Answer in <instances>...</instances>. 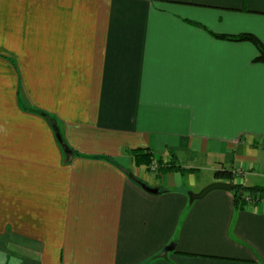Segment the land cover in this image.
Masks as SVG:
<instances>
[{
	"label": "crops",
	"instance_id": "obj_1",
	"mask_svg": "<svg viewBox=\"0 0 264 264\" xmlns=\"http://www.w3.org/2000/svg\"><path fill=\"white\" fill-rule=\"evenodd\" d=\"M213 34L264 0H0V264H264V202L189 197L264 188V64Z\"/></svg>",
	"mask_w": 264,
	"mask_h": 264
},
{
	"label": "trees",
	"instance_id": "obj_2",
	"mask_svg": "<svg viewBox=\"0 0 264 264\" xmlns=\"http://www.w3.org/2000/svg\"><path fill=\"white\" fill-rule=\"evenodd\" d=\"M216 39L220 40H227V41H233V42H246L251 44L258 52L257 58L254 60V62L262 63L264 64V44H261V42L253 35L251 34H240L235 36L230 35H211ZM44 116V115H43ZM68 150V155L72 154V151ZM63 153L65 154L64 150ZM135 166H142L146 169H149L151 164L154 162L158 166L159 173H180L185 174L187 172H190V170H186L182 168L181 166L177 165L175 163V156L172 154H169V162L164 163L161 158L156 157L154 154L147 150H135L131 151ZM68 158L69 156L65 154ZM213 177L217 181L229 183L231 185V194L233 198V204L236 208L243 209L247 202L244 200L245 195H249L254 198L253 203L257 202H264V188L261 187H253L248 188L244 187L239 184L232 183L233 175L232 172L227 170H220L213 174ZM245 194V195H244Z\"/></svg>",
	"mask_w": 264,
	"mask_h": 264
},
{
	"label": "water",
	"instance_id": "obj_3",
	"mask_svg": "<svg viewBox=\"0 0 264 264\" xmlns=\"http://www.w3.org/2000/svg\"><path fill=\"white\" fill-rule=\"evenodd\" d=\"M59 139V137H58ZM61 147L64 149V152L66 154L68 153V150L66 149V146L63 144V142L61 141V139H59ZM141 188L146 191L147 193H151V194H156L157 190L156 189H151L147 186H145L144 184H140ZM213 191H226V192H231V185L229 183H213L207 187H205L200 193L195 194V195H190V201L193 200H197V199H201L203 197H205L207 194H209L210 192ZM173 248L172 247H168L167 249H165L166 251H171Z\"/></svg>",
	"mask_w": 264,
	"mask_h": 264
},
{
	"label": "rangeland",
	"instance_id": "obj_4",
	"mask_svg": "<svg viewBox=\"0 0 264 264\" xmlns=\"http://www.w3.org/2000/svg\"><path fill=\"white\" fill-rule=\"evenodd\" d=\"M151 167H153L155 170H151ZM159 168H158V166H157V164L156 163H152L151 164V166L149 167V169H147V171H149V172H151L152 174H158L159 173V170H158ZM186 170H188V169H186ZM222 170H224V169H222ZM228 171V170H227ZM233 174V173H232ZM207 173H206V171H203L200 175H199V178H206L207 176ZM198 176V175H197ZM245 195V194H244ZM246 197H248V199H250V201H254V198L253 197H251V196H249V195H245Z\"/></svg>",
	"mask_w": 264,
	"mask_h": 264
},
{
	"label": "built area",
	"instance_id": "obj_5",
	"mask_svg": "<svg viewBox=\"0 0 264 264\" xmlns=\"http://www.w3.org/2000/svg\"><path fill=\"white\" fill-rule=\"evenodd\" d=\"M151 170H155L153 167H151ZM244 200L247 202V203H253V201H250V199H248V197L244 196Z\"/></svg>",
	"mask_w": 264,
	"mask_h": 264
}]
</instances>
